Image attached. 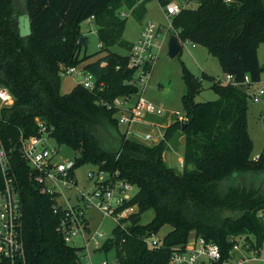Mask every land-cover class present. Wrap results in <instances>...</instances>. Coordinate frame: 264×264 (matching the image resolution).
Listing matches in <instances>:
<instances>
[{"label":"trees","instance_id":"16d2710c","mask_svg":"<svg viewBox=\"0 0 264 264\" xmlns=\"http://www.w3.org/2000/svg\"><path fill=\"white\" fill-rule=\"evenodd\" d=\"M150 1L0 0V85L14 96L13 105L0 116V135L22 201L26 250V261L17 264H82L81 247L67 243L57 230L64 209L56 210L55 198L41 192L21 151L19 136L37 134L36 118L52 130L56 143L76 152V168L92 164L118 172L138 188L125 203L137 207L128 218V230L116 225L101 248L115 252L111 264H168L173 249L193 237L217 243L224 259L233 247L231 238L247 236L264 243V151L257 160L252 157L247 128L250 87L261 81L264 71L258 56L264 43V0H189L197 6L184 7L172 18V34L176 31L183 44L206 47L238 84L220 83L206 73L199 80L184 66L187 91L182 102L189 122L183 128L182 121L174 120L161 141L148 144L127 137L118 122L119 109L102 101L112 105L117 97L138 94V87L129 83L136 70L128 66L133 43L124 38L127 17L121 11L126 7L142 19ZM157 1L163 7L170 2ZM22 14L29 18L27 35L21 32ZM92 17L102 47L81 56L89 42L81 23ZM114 46L128 53H118ZM84 62L102 87L89 90L77 84L62 93L61 66ZM205 78L213 81L218 98L199 102ZM181 137L185 165L180 170L166 162L165 152ZM150 211L153 218L144 223ZM167 225L172 229L160 245L150 247L146 237Z\"/></svg>","mask_w":264,"mask_h":264},{"label":"built area","instance_id":"2783aa9c","mask_svg":"<svg viewBox=\"0 0 264 264\" xmlns=\"http://www.w3.org/2000/svg\"><path fill=\"white\" fill-rule=\"evenodd\" d=\"M184 7L187 5L180 4L178 0H170L166 5V13L171 18L172 30V18ZM121 16L126 17V11L122 10ZM174 34L178 35L176 31ZM167 39L165 28L151 22L145 24L139 41L133 44L129 52L128 66L136 70L134 78L129 83L138 87V94L117 97L112 105L102 101L105 105L119 109V125L124 128L123 133L130 139L140 141L139 137H143L145 142L156 139L152 132L141 131L142 126L151 123L144 116H163L164 110L148 101L144 93L148 74L155 67ZM99 47H102V43H99ZM60 73L62 77L67 75L81 77L82 80L78 84L89 90L102 87V84L98 85L95 75L84 67L62 65ZM217 81L224 84H238L231 74H226L224 81L221 79H217ZM246 83H250L249 76L246 77ZM252 87L254 84L250 87V93L254 100L264 96V87L257 91H252ZM132 99L135 100L134 104H129ZM13 103L14 96L10 89L0 85V116L3 109ZM184 115H179V118L182 121L188 120ZM36 121L37 134L26 136L21 132L19 136L23 156L33 168L41 192L55 198L54 208L56 210L61 207L65 211L57 230L69 244L74 237L82 236L84 244L78 252L82 264H95L90 251V240L93 241L95 250H101L102 246L97 237L103 236L104 233L98 231L91 238H87L89 222L85 217V209L88 207L99 209L105 217L112 218L121 230L126 231L128 230L129 216L137 210L136 206H125V203L135 195L133 193L135 185L121 178L118 172L111 173L93 169L89 177L94 180V187L87 191H80L77 196L79 203L70 205V199L65 201L63 199L66 191L77 184L76 161L75 159L59 160L58 146L49 143L50 140H54L51 137L52 130L40 118H36ZM258 158L259 156L254 159ZM0 165L4 178V184L0 187V261L8 260L11 264H17L26 261L22 201L15 176L11 171L10 156L1 135ZM184 165V158H182L180 168L183 169ZM160 240L158 234L146 237L147 244L154 248L160 245ZM231 240L233 247L229 252V257L224 259L222 249L217 243L208 242L202 237H193L186 245L173 249L168 264H253L255 260L259 259L264 243L259 245L255 239L250 240L247 236H237ZM101 264L111 263L108 260H103Z\"/></svg>","mask_w":264,"mask_h":264},{"label":"rangeland","instance_id":"374dc122","mask_svg":"<svg viewBox=\"0 0 264 264\" xmlns=\"http://www.w3.org/2000/svg\"><path fill=\"white\" fill-rule=\"evenodd\" d=\"M187 0H178L182 5L188 7H196L195 2H186ZM123 10L127 14V25L124 32V38L131 42L137 43L141 31L145 24L148 22L155 23L166 29L167 37L159 58L155 63V67L152 72L148 74L147 87L145 89L144 96L146 99L154 103L157 107L164 110L163 116L148 115L144 118L148 119L151 123L142 126V132H152L155 141H148L146 143H157L165 137L167 128L176 121H182L179 115H184V106L182 97L187 91V85L184 79V66L199 80L203 78V73L208 74L211 77L225 80L226 73L222 70L218 57L209 53L208 49L202 45L185 42L182 51L175 57H170L168 54V42L173 35L171 28V18L166 13V8L163 7L157 0H152L147 5V12L142 19H138L133 15L132 10L123 7ZM21 32L24 35L29 34V18L27 14L20 16ZM81 29L84 34L89 38L88 45L83 48L81 56L94 55L100 51L99 37L97 34L98 26L93 20L86 19L81 23ZM114 51L127 54L128 51L120 46H114ZM100 55V54H98ZM259 61L264 66V43H261L258 48ZM93 59L96 56L92 57ZM85 62L80 65L84 67ZM82 80L81 77L67 75L62 78L61 91L62 93L70 92L78 82ZM202 91L197 95L196 100L199 102L216 100L218 94L214 88H212L213 81L210 78L202 80ZM264 87V71L261 76V81L254 84L251 88L252 91H257ZM135 100L129 101V104H134ZM185 116V115H184ZM123 131V127H120ZM247 128L250 137L253 142L252 157L256 158L264 151V96L254 100L249 99L248 111H247ZM141 138V137H139ZM175 141L170 142L169 148L165 152L166 162L177 169H180V161L184 155V138L178 139L177 144ZM49 143L53 146H58L59 156L61 161H67L68 159H74L76 152L67 145H59L55 140H50ZM95 169L92 164H84L75 169L77 184L71 189L66 191L64 201L70 199V205H76L79 203L78 194L80 191H87L94 187V180L90 179L89 175L91 171ZM138 188L135 186L133 193H136ZM153 212L150 211L143 216V222L147 223L153 218ZM85 217L89 222V229L87 232V238H91L95 232L104 233L103 236L97 237L101 246L113 236V231L116 227V222L110 218L105 217L104 214L97 208L88 207L85 209ZM172 229V226L167 225L159 233L161 238ZM74 247H81L84 244L82 236H76L70 243ZM90 251L95 264H101L103 260H108L113 263L116 259L114 251L95 250L93 241L90 240ZM253 264H264V244L258 260H255Z\"/></svg>","mask_w":264,"mask_h":264},{"label":"water","instance_id":"95a60500","mask_svg":"<svg viewBox=\"0 0 264 264\" xmlns=\"http://www.w3.org/2000/svg\"><path fill=\"white\" fill-rule=\"evenodd\" d=\"M183 49V44L180 40V38L178 37V35L173 34L171 35L169 42H168V54L170 57H175L177 56ZM188 120H184L182 121L183 123V128L188 124ZM264 173V171H262V174ZM264 187V186H263Z\"/></svg>","mask_w":264,"mask_h":264},{"label":"crops","instance_id":"0c3cea01","mask_svg":"<svg viewBox=\"0 0 264 264\" xmlns=\"http://www.w3.org/2000/svg\"><path fill=\"white\" fill-rule=\"evenodd\" d=\"M188 7V6H187ZM140 142H144V143H146L144 140H143V137H141L140 139Z\"/></svg>","mask_w":264,"mask_h":264},{"label":"flooded vegetation","instance_id":"af4514ba","mask_svg":"<svg viewBox=\"0 0 264 264\" xmlns=\"http://www.w3.org/2000/svg\"><path fill=\"white\" fill-rule=\"evenodd\" d=\"M263 186H264V181H263V185H262V188H264Z\"/></svg>","mask_w":264,"mask_h":264}]
</instances>
